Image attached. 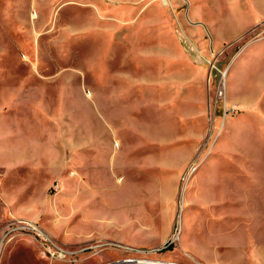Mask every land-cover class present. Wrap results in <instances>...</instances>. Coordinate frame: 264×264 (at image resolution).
I'll return each mask as SVG.
<instances>
[{
  "label": "rangeland",
  "instance_id": "obj_1",
  "mask_svg": "<svg viewBox=\"0 0 264 264\" xmlns=\"http://www.w3.org/2000/svg\"><path fill=\"white\" fill-rule=\"evenodd\" d=\"M263 39L264 0H0V264H264Z\"/></svg>",
  "mask_w": 264,
  "mask_h": 264
},
{
  "label": "crops",
  "instance_id": "obj_2",
  "mask_svg": "<svg viewBox=\"0 0 264 264\" xmlns=\"http://www.w3.org/2000/svg\"><path fill=\"white\" fill-rule=\"evenodd\" d=\"M254 23L255 17L243 22L242 26L233 33L237 34L245 31V28L251 27ZM229 75L236 89L243 88L246 84L264 87V39L250 42L241 49L230 64ZM245 99L250 100L254 97L249 96Z\"/></svg>",
  "mask_w": 264,
  "mask_h": 264
},
{
  "label": "bare ground",
  "instance_id": "obj_3",
  "mask_svg": "<svg viewBox=\"0 0 264 264\" xmlns=\"http://www.w3.org/2000/svg\"><path fill=\"white\" fill-rule=\"evenodd\" d=\"M60 255V254H59ZM131 261H145V262H155V263H161L164 264L165 262H163L162 260H157V259H147V258H138V259H133Z\"/></svg>",
  "mask_w": 264,
  "mask_h": 264
},
{
  "label": "built area",
  "instance_id": "obj_4",
  "mask_svg": "<svg viewBox=\"0 0 264 264\" xmlns=\"http://www.w3.org/2000/svg\"><path fill=\"white\" fill-rule=\"evenodd\" d=\"M65 252H68V251H65ZM63 256H65V254H64V252L62 251V253H61Z\"/></svg>",
  "mask_w": 264,
  "mask_h": 264
},
{
  "label": "water",
  "instance_id": "obj_5",
  "mask_svg": "<svg viewBox=\"0 0 264 264\" xmlns=\"http://www.w3.org/2000/svg\"><path fill=\"white\" fill-rule=\"evenodd\" d=\"M168 264H176V263H173V262H169Z\"/></svg>",
  "mask_w": 264,
  "mask_h": 264
}]
</instances>
